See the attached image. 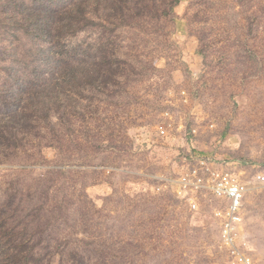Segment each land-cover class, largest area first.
Returning <instances> with one entry per match:
<instances>
[{
  "label": "rangeland",
  "instance_id": "374dc122",
  "mask_svg": "<svg viewBox=\"0 0 264 264\" xmlns=\"http://www.w3.org/2000/svg\"><path fill=\"white\" fill-rule=\"evenodd\" d=\"M161 1L166 15L101 11L60 47L0 18V264H241L220 200L193 208L175 181L191 155L264 169V0ZM67 56L86 69L73 82ZM240 242L264 264L260 184Z\"/></svg>",
  "mask_w": 264,
  "mask_h": 264
},
{
  "label": "trees",
  "instance_id": "16d2710c",
  "mask_svg": "<svg viewBox=\"0 0 264 264\" xmlns=\"http://www.w3.org/2000/svg\"><path fill=\"white\" fill-rule=\"evenodd\" d=\"M56 7H48L47 15L36 14L31 9H25V4L14 0H8L2 4L4 10L0 12V18H6L11 27L21 26L26 35L37 39H49L51 43H57L58 47L64 45V39L71 38L86 24L91 16H100L101 11L106 14L105 20L121 18L130 14V17L143 18L150 15L164 14L157 6L161 0H55ZM176 6L180 0H171ZM13 7V10L8 7ZM172 7V5H171ZM95 9V10H94ZM94 10V11H93ZM58 15V27H54L51 19ZM8 24V23H7ZM21 24V25H20ZM26 28V31H25ZM69 52L67 51L66 54ZM71 56H67V62L60 61L61 75L70 82L76 81L80 75L86 73L84 68H74L71 65ZM54 76L57 73L53 74ZM15 264H41L33 254L24 257H14Z\"/></svg>",
  "mask_w": 264,
  "mask_h": 264
},
{
  "label": "built area",
  "instance_id": "2783aa9c",
  "mask_svg": "<svg viewBox=\"0 0 264 264\" xmlns=\"http://www.w3.org/2000/svg\"><path fill=\"white\" fill-rule=\"evenodd\" d=\"M192 165L175 181L177 193L193 208L203 195L220 200L216 216L220 220L221 236L229 254L241 264H255L240 246V230L244 220L245 203L254 185L264 186V169L248 174L235 164L216 165L208 158L188 156Z\"/></svg>",
  "mask_w": 264,
  "mask_h": 264
}]
</instances>
